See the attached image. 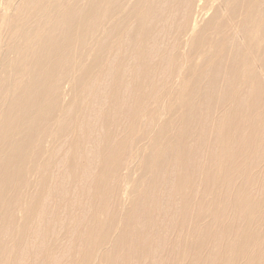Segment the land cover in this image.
<instances>
[{"label":"bare ground","instance_id":"obj_1","mask_svg":"<svg viewBox=\"0 0 264 264\" xmlns=\"http://www.w3.org/2000/svg\"><path fill=\"white\" fill-rule=\"evenodd\" d=\"M0 264H264V0H0Z\"/></svg>","mask_w":264,"mask_h":264},{"label":"rangeland","instance_id":"obj_2","mask_svg":"<svg viewBox=\"0 0 264 264\" xmlns=\"http://www.w3.org/2000/svg\"><path fill=\"white\" fill-rule=\"evenodd\" d=\"M201 159H199V167H200V164L202 163V158L204 156V152L202 151L201 152ZM200 177H197V179H199ZM173 233V232H172ZM175 247V236H174V233L171 234L170 238L166 241L165 243V247L162 251V253H160V251L157 252V254L154 256L155 259L160 256L162 257L163 259H165L168 263V258L166 256H172V253H173V249Z\"/></svg>","mask_w":264,"mask_h":264}]
</instances>
